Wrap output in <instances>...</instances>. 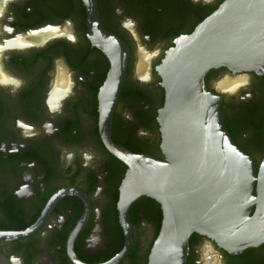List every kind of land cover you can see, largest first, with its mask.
<instances>
[{
  "label": "flooded vegetation",
  "instance_id": "obj_1",
  "mask_svg": "<svg viewBox=\"0 0 264 264\" xmlns=\"http://www.w3.org/2000/svg\"><path fill=\"white\" fill-rule=\"evenodd\" d=\"M224 1L98 0L104 27L131 49L112 112L114 143L167 159L159 121L166 92L157 66L177 38ZM87 14L83 0H0V230H28L0 239V264H109L128 240L125 256L113 264H149L161 230L155 198L141 195L121 208L128 165L102 128L111 61L90 38ZM141 55L150 61L148 75L138 69ZM60 71L64 88L56 86ZM226 76L244 82L222 90L217 84ZM205 80L223 94L228 129L260 166L264 68L234 73L222 66ZM186 264H264V243L231 254L194 233Z\"/></svg>",
  "mask_w": 264,
  "mask_h": 264
},
{
  "label": "water",
  "instance_id": "obj_2",
  "mask_svg": "<svg viewBox=\"0 0 264 264\" xmlns=\"http://www.w3.org/2000/svg\"><path fill=\"white\" fill-rule=\"evenodd\" d=\"M83 1L89 36L111 61L101 92L102 128L109 148L128 165L121 208L126 211L135 198L149 195L163 209L149 264H186L194 233L231 254L263 244L264 159L258 166L237 144L225 122L224 96L209 89L205 77L222 66L234 73L264 68V0H225L166 51L157 66L166 92L159 112L166 160L134 153L112 141V112L131 49L104 27L98 0ZM27 233L0 230V239ZM129 242L109 264L125 256Z\"/></svg>",
  "mask_w": 264,
  "mask_h": 264
},
{
  "label": "bare ground",
  "instance_id": "obj_3",
  "mask_svg": "<svg viewBox=\"0 0 264 264\" xmlns=\"http://www.w3.org/2000/svg\"><path fill=\"white\" fill-rule=\"evenodd\" d=\"M149 59L146 56L141 55V58L138 59V69L140 72H143V74L145 73V75L149 74ZM61 74L58 76V81L56 83V86H62L61 88L66 87V75H64V73L62 71H60ZM244 82V77H238V78H231L229 76L224 77L221 81H219L218 86L220 89L222 90H226V91H235L236 88H238V86ZM58 84V85H57ZM65 85V86H64ZM206 253L208 251V249H210V246H206Z\"/></svg>",
  "mask_w": 264,
  "mask_h": 264
},
{
  "label": "rangeland",
  "instance_id": "obj_4",
  "mask_svg": "<svg viewBox=\"0 0 264 264\" xmlns=\"http://www.w3.org/2000/svg\"><path fill=\"white\" fill-rule=\"evenodd\" d=\"M140 52V51H139ZM138 62V61H137ZM218 85V84H217Z\"/></svg>",
  "mask_w": 264,
  "mask_h": 264
}]
</instances>
